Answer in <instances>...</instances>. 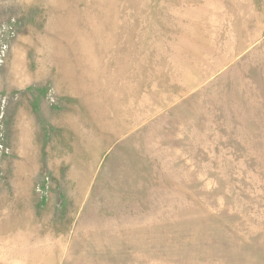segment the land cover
Listing matches in <instances>:
<instances>
[{
	"label": "rangeland",
	"instance_id": "obj_1",
	"mask_svg": "<svg viewBox=\"0 0 264 264\" xmlns=\"http://www.w3.org/2000/svg\"><path fill=\"white\" fill-rule=\"evenodd\" d=\"M0 264H264V0H0Z\"/></svg>",
	"mask_w": 264,
	"mask_h": 264
}]
</instances>
